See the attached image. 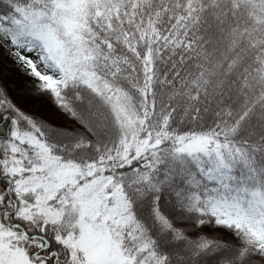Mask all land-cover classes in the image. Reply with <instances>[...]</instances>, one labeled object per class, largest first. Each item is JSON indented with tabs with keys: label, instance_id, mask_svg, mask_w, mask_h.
Listing matches in <instances>:
<instances>
[{
	"label": "snow or ice",
	"instance_id": "obj_1",
	"mask_svg": "<svg viewBox=\"0 0 264 264\" xmlns=\"http://www.w3.org/2000/svg\"><path fill=\"white\" fill-rule=\"evenodd\" d=\"M0 65V264H264V0H0Z\"/></svg>",
	"mask_w": 264,
	"mask_h": 264
},
{
	"label": "trees",
	"instance_id": "obj_2",
	"mask_svg": "<svg viewBox=\"0 0 264 264\" xmlns=\"http://www.w3.org/2000/svg\"><path fill=\"white\" fill-rule=\"evenodd\" d=\"M9 64H12L11 62L8 61ZM2 66V65H0ZM12 71L16 72L17 74L22 75V73H20V70L18 68H16L14 65L12 66Z\"/></svg>",
	"mask_w": 264,
	"mask_h": 264
},
{
	"label": "rangeland",
	"instance_id": "obj_3",
	"mask_svg": "<svg viewBox=\"0 0 264 264\" xmlns=\"http://www.w3.org/2000/svg\"><path fill=\"white\" fill-rule=\"evenodd\" d=\"M9 62H11L10 60H9ZM12 63V62H11Z\"/></svg>",
	"mask_w": 264,
	"mask_h": 264
}]
</instances>
